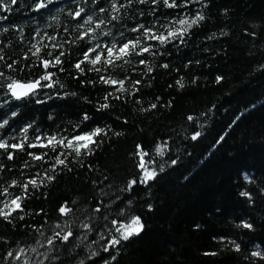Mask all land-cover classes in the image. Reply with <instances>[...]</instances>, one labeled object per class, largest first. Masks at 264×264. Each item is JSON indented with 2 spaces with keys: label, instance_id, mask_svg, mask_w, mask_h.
<instances>
[{
  "label": "snow or ice",
  "instance_id": "1",
  "mask_svg": "<svg viewBox=\"0 0 264 264\" xmlns=\"http://www.w3.org/2000/svg\"><path fill=\"white\" fill-rule=\"evenodd\" d=\"M214 2L63 0L61 3V0H31L28 10L40 17L47 13L49 22L41 28L40 21H36V26L30 28L27 34L19 25L11 24L7 15L0 14V21L9 22L11 28L20 33L19 42L13 45L20 51L14 54L10 55L6 50L9 46L0 41V225L8 231L23 225L39 233L50 246L43 253L38 252L37 248H30L40 258L29 257L25 247L13 249L6 232H0V248H3L0 264H72L75 256L71 253L75 252V247L70 249L69 246L81 235L87 238L88 233L97 237L91 243L98 245V249L85 258L90 264H97L93 257H99L102 264H121L122 251L145 233L144 205L147 213L156 207L150 200L144 201L139 210H134L131 195L123 198L116 195L106 201L103 197L107 194L101 189L99 196L93 194L89 208L81 211V219L75 215L77 210L70 207L65 199L57 206V222L51 227V236H45L42 231L48 225V220L39 227H34L29 221L30 217L39 216L50 219L49 213L43 207L38 211L29 209L33 201L47 199L52 187L61 179L79 175L81 170L96 171L93 158L101 148L111 142L113 136L120 138L126 135L125 132L115 131L116 125L127 128L134 126L129 118L123 119L120 124L121 114L115 116L112 124L102 123L104 118L112 119L115 104L121 107L131 105L137 114L148 116L156 115L162 108L175 107L174 99L164 101L160 95L154 96L155 102L150 101L143 106V97L147 95L145 88L154 86L156 69L165 70L166 73L179 71L173 68L170 60L159 62L170 57L173 50L180 52L184 47H194L192 40L200 33L205 34V41L217 39L215 32L209 35L205 31L211 19L208 13ZM13 6L19 11L21 0H0V13L14 11ZM230 11L224 7L221 15L227 18ZM61 15L64 16L63 22H60ZM262 26L264 18H261L260 24L253 23L242 29L243 38L253 40L250 51H256L257 42L264 43ZM9 32L10 27H3L0 34ZM219 35L230 38V33L223 27L219 28ZM200 50L213 51L206 46ZM193 64L202 67L199 58H187L183 67L191 70ZM258 66L260 75H264V59L258 61ZM183 80V76L175 80L181 89L185 88L181 82ZM225 80L222 73L214 78L217 85ZM198 81V76L191 78L192 84ZM173 87V84L168 85L170 89ZM92 90L99 93L95 101L91 98ZM57 101L62 104L82 102L94 108V113L90 114L82 107L75 121L60 124H57V120L61 119L58 113L49 112L46 118L35 115L41 108L56 105ZM28 105L34 106L32 114L21 111ZM200 115L206 116L207 113ZM243 116L244 113L236 116L226 127L232 128ZM199 118L186 114L182 125L184 132L189 126L192 127L190 140L197 143L203 139V133L195 129ZM229 134L218 133L209 147L222 146ZM184 139L189 137L184 136ZM153 144L157 156L163 157L165 148L169 153L171 151L168 140L163 137L158 143L153 140ZM130 155L133 173L120 189L125 193H134L139 186H143L151 195L154 186L159 188L161 180L181 166V157L171 154L166 161L167 170L155 158L146 159L152 156V150L146 151L141 143L135 145ZM209 155L215 153L210 152ZM237 176L242 178L241 183L236 185L239 190L235 193L240 204L252 210L264 206V167L258 169L257 174L242 169ZM109 179V175L104 176V181ZM183 179L190 182L188 175H183ZM90 182L93 185L97 183L95 179ZM76 203L75 200L71 201L72 205ZM217 211L221 210L218 208ZM69 216L71 220L67 219ZM61 218H64L63 223L60 222ZM77 223L79 229L75 227ZM231 226L235 232L213 234L211 237L221 246L220 251L205 250L202 255L212 258L223 252L228 253L225 260L215 261L214 264H264V239L256 243L258 230L264 233V223L258 224L246 212L235 217ZM195 227L199 230L201 225L197 223ZM245 237L248 238L247 243L244 242ZM66 252L68 258L64 255ZM101 252L107 255L103 256ZM85 259L79 260L78 264H85ZM160 264L172 262L162 261Z\"/></svg>",
  "mask_w": 264,
  "mask_h": 264
},
{
  "label": "trees",
  "instance_id": "2",
  "mask_svg": "<svg viewBox=\"0 0 264 264\" xmlns=\"http://www.w3.org/2000/svg\"><path fill=\"white\" fill-rule=\"evenodd\" d=\"M30 4L31 0H21L19 11L13 6L14 11L0 14L7 15L11 24L19 25L27 34L30 28L36 26V21H40L41 28L49 22L47 13L40 17L29 11L27 6ZM224 7L231 10L227 18L221 15ZM208 14L211 19L205 31L209 35L215 32L217 39L205 41V34L200 33L192 40L194 47H184L180 52L173 50L170 57L159 62L170 60L173 68H178L179 71L166 73L165 70L156 69L154 86L151 89L145 88L147 95L143 97V106H147L150 101L155 102L154 96L160 95L164 101L174 99L175 107L162 108L156 115L148 116L137 114L131 105L121 107L115 104L112 119L104 118L102 123L112 124L115 116L121 114L120 124L123 119L129 118L134 126H115V131L125 132L126 135L120 138L113 136L111 142L101 148L93 158L97 170H81L79 175L65 177L52 187L47 199L40 198L32 202L30 211H38L43 207L50 215V219L45 216L29 218L34 227H39L48 220V225L42 229L45 236L52 234L51 227L57 222L59 204L67 199L69 206L77 210L75 215L83 219L81 211L89 208L93 194L99 196L101 189L107 194L103 197L106 201L116 195L121 198L131 195L134 210H139L146 200L156 205L151 213L146 212L144 205L147 228L141 238L122 251L121 264H160L162 261H170L172 264H214L215 261L225 260L228 253L223 252L212 258L202 255L205 250L220 251L221 246L211 239L213 234L235 232L231 226L232 221L246 212L250 217H254L258 224L264 223V206H257L255 210L247 209L240 204L235 194L239 190L236 185L242 180L237 174L242 169L257 174V170L264 167V75H260L258 70V61L264 59V43L257 42L256 51H250L253 48V40L242 36L244 27L253 23L260 24L261 18H264V0H215ZM63 21L64 16L61 15L60 22ZM3 27H10L9 33L0 34V41L9 46L6 50L10 55L20 51L19 48H13V45L19 42V31L11 28L9 22L0 21V33ZM220 27L230 33V38L219 35ZM261 32L264 35V26L261 27ZM204 46L213 51H201L200 48ZM187 58H199L202 67L193 64L191 70L185 69L183 64L187 63ZM221 73L225 75L226 80L217 85L214 78ZM194 75L199 77L197 84L191 83ZM181 76L184 77L181 81L185 84L183 89L175 84V80ZM169 84L174 87L168 88ZM98 96L99 93L92 90L91 98L94 101ZM253 104L256 105L255 108L252 107ZM33 107L28 105L21 111L32 114ZM82 107L90 114L94 113V108L83 105L82 102L62 104L57 101L56 105L47 109L41 108L35 115L46 118L49 112L58 113L61 119L57 120V124H60L68 120L75 121ZM209 109L211 111H208ZM201 113L207 115L201 116ZM241 113H244L241 120L232 128H227L226 125ZM186 114L200 117L195 125L196 131L203 133V139L199 143L190 140L191 126L187 132L183 131ZM218 133L230 134L222 146L210 148ZM184 136L189 139L185 140ZM161 137L168 140L171 149L169 153L168 148H165L163 157L155 154L153 144V140L158 143ZM137 143L143 144L146 151L152 150V156L146 159L155 158L159 164L165 165L166 170L169 154L181 157L178 171L161 180L159 188L154 186L151 195L143 186H139L134 193L120 191L133 173L130 154ZM210 152L215 155L210 156ZM182 174L188 175L190 182L185 181ZM105 175L110 176L107 182L104 181ZM93 179L97 181L95 185L90 182ZM72 200L77 203L72 205ZM218 208L220 212L217 211ZM63 219L61 218V223ZM67 219L71 220L72 217ZM197 223L201 225L199 230L195 227ZM75 227L79 229L78 223ZM0 232H6L13 249L17 246L25 247L29 257L40 258L36 253H32L30 248H37L38 252L43 253L50 247L44 237L23 225L11 231L0 225ZM95 238L97 237L93 233H88L87 238L81 235L80 239L73 241V245L69 246L70 249L75 247V252L71 253L75 256L72 264H78L79 260L85 259L91 251L98 249V245L91 243ZM261 239H264V233L258 230L256 243H260ZM244 242H248L247 237ZM0 252H3V248H0ZM64 255L66 258L69 256L67 252ZM101 255L107 254L101 252ZM93 259L97 264H102L99 257ZM85 264L90 262L85 259Z\"/></svg>",
  "mask_w": 264,
  "mask_h": 264
}]
</instances>
